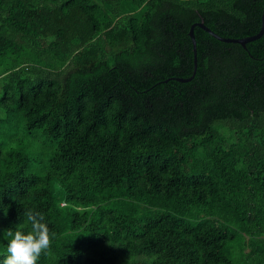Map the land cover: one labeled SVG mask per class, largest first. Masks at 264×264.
Masks as SVG:
<instances>
[{
	"label": "trees",
	"instance_id": "1",
	"mask_svg": "<svg viewBox=\"0 0 264 264\" xmlns=\"http://www.w3.org/2000/svg\"><path fill=\"white\" fill-rule=\"evenodd\" d=\"M263 12L0 0V259L27 209L53 234L39 264H264V36L196 27L178 80L194 24L243 39Z\"/></svg>",
	"mask_w": 264,
	"mask_h": 264
},
{
	"label": "clouds",
	"instance_id": "2",
	"mask_svg": "<svg viewBox=\"0 0 264 264\" xmlns=\"http://www.w3.org/2000/svg\"><path fill=\"white\" fill-rule=\"evenodd\" d=\"M27 230L9 229L4 233L5 255L0 264H39L42 256L51 249L52 233L45 216L40 211L25 209Z\"/></svg>",
	"mask_w": 264,
	"mask_h": 264
},
{
	"label": "water",
	"instance_id": "3",
	"mask_svg": "<svg viewBox=\"0 0 264 264\" xmlns=\"http://www.w3.org/2000/svg\"><path fill=\"white\" fill-rule=\"evenodd\" d=\"M196 27L202 28L203 30H205L207 33H209L211 36L218 39L219 41L226 42V43L240 44L244 48H247V44H249L251 42H255L264 36V12H263V16H262V29H261V31L255 36H251V37H247V38H243V39H230V38L221 37L218 34H216L213 30H211L207 25H205L204 22L194 24L191 28V31H190V37H191L193 45H194V53H195L194 75L190 79H178L180 82H184V83L190 82L195 78V76L197 74V70H198V46H197V39L195 36Z\"/></svg>",
	"mask_w": 264,
	"mask_h": 264
},
{
	"label": "rangeland",
	"instance_id": "4",
	"mask_svg": "<svg viewBox=\"0 0 264 264\" xmlns=\"http://www.w3.org/2000/svg\"><path fill=\"white\" fill-rule=\"evenodd\" d=\"M1 115H2V109L0 108V116ZM32 143H33L31 147L32 152H33V148H36L38 152H45L48 158L51 156V153L54 151L52 150L54 148L53 144H48L46 140H44V138L33 140ZM34 156L37 157V155H34ZM34 170H35L34 168H31L29 172L34 171Z\"/></svg>",
	"mask_w": 264,
	"mask_h": 264
}]
</instances>
